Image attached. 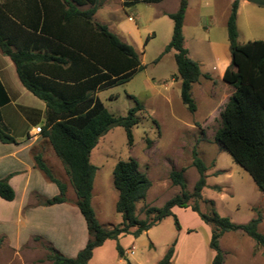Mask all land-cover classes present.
<instances>
[{"label": "trees", "instance_id": "obj_1", "mask_svg": "<svg viewBox=\"0 0 264 264\" xmlns=\"http://www.w3.org/2000/svg\"><path fill=\"white\" fill-rule=\"evenodd\" d=\"M140 1L162 0H125V3L129 5ZM239 2H232L227 20L232 60L223 77L225 82L234 87V91L221 112V126L215 133V140L235 163L250 174L258 189L264 193V39L246 43L238 41ZM88 3L92 5L90 8H79ZM187 7L188 0H180L178 9L169 14L173 21L171 40L155 61L165 53L175 51L176 77L181 80L180 97L189 111L194 112L197 104L192 95L193 84L201 76H209L202 74L199 63L189 56L185 46ZM97 8L96 0H0V49L15 63L23 85L47 106L46 123L41 128V134L50 140L55 153L66 166L77 196L76 205L86 221L90 236L76 256H66L50 245L47 259L52 264H88L94 249L106 240L118 239L130 233L138 237L168 216H173L180 230L179 219L172 211L175 206L191 207L206 223L214 225L209 241V247L215 253L212 264L225 262V251L220 246V239L225 232L242 231L264 250V233L259 230L262 221L259 210L247 223H235L215 209L210 214L201 211L198 200L202 198L207 185V165L196 149L193 150L192 164L198 170L199 178L193 191H188L183 171L172 170L170 179L180 187V193L162 207H148L144 219L137 215L136 205L146 198L152 185L151 179L140 171L136 159L119 160L113 171V182L118 191L116 210L121 214L122 221L113 226L100 223L92 204L97 167L91 163V151L114 126L125 129L131 145L133 128L139 123L138 112L145 107L134 98L136 105L126 115L115 116L96 92L130 81L145 66L132 45L121 40L106 24L94 20ZM22 38L33 42L39 40L40 47L52 50L43 55L44 60L58 64L70 63L72 68H86V72L74 78L73 83L36 76L29 65L40 56L31 53L32 47L27 44L22 46L19 42ZM9 103V95L0 80V108ZM0 140L4 143L17 142L2 123L1 114ZM34 160L36 166L59 188L58 195L46 198L42 203L53 205L66 202L67 185L53 175L41 155H34ZM15 196L9 179H0V197L11 201ZM192 198L195 203L191 205L189 200ZM210 203L214 204L212 200ZM176 242L177 239L158 264L171 263ZM118 251L122 257L125 255L120 245Z\"/></svg>", "mask_w": 264, "mask_h": 264}, {"label": "rangeland", "instance_id": "obj_2", "mask_svg": "<svg viewBox=\"0 0 264 264\" xmlns=\"http://www.w3.org/2000/svg\"><path fill=\"white\" fill-rule=\"evenodd\" d=\"M179 1L164 0L158 5H139L142 35H148L150 31L157 33L146 47V53L141 54L145 68L125 84L101 92L105 106L115 116L126 115L136 105L134 98L145 108L138 112L139 123L133 128L134 139L131 145L125 129L114 126L91 151V163L97 167L92 204L104 226L117 225L122 221L121 214L116 210L118 191L114 186L113 171L119 160L134 158L139 162L140 171L146 173L152 182L146 198L136 205L137 215L146 218L148 207H162L166 201L180 193V187L170 179L172 170H182L188 191H193L199 178L198 170L192 164L193 150L196 149L207 165V185L203 189L202 198L198 200L201 211L210 214L215 209L235 223H247L259 210L262 214L259 230L264 233V193L258 189L250 174L235 163L215 140V133L221 126L223 103L229 98V92L218 88L212 90V86L217 87V83L208 85V80L202 79L201 83L192 88L197 109L191 112L181 100L177 83L171 82V77L177 74L175 51L171 50L162 55L159 62L155 61L170 42V31L173 28V21L168 15L156 16V13L177 9ZM116 8V4L109 9L103 8L100 15L105 19L113 16L116 19L121 14ZM213 12V8L200 11L207 16L206 20L202 18L203 24L208 22ZM248 15L249 19L244 15L239 24L240 43L264 39V15L250 11ZM199 22L197 8L191 9L184 35L191 38L195 33H204L203 29H198ZM212 34L213 39H221L219 31L212 30ZM153 79H164L176 89L165 91V85L158 82L155 85L152 82L146 84L147 80ZM152 85L157 89V94L153 93ZM208 86L212 87L211 90H207ZM2 151L0 149V156ZM48 167L55 177H60L53 166ZM193 203L194 198L189 200V204ZM177 208L174 213L179 219L180 230L173 216H168L138 237L130 233L118 239L106 240L95 249L88 264H157L175 239L176 252L171 264H212L214 252L209 247V241L214 225L206 223L192 208ZM78 214L83 218L79 211ZM74 216H69L72 222L77 220ZM47 219L55 222L58 215L50 214ZM25 227L23 213L0 206V264H52L47 259L51 243L45 239L38 240L40 238L35 235L27 238L28 230ZM77 228H74L76 235L73 238L80 239L81 229L78 225ZM119 245L124 252L134 250V253L122 257L118 251ZM220 246L225 251L224 264H264V250L242 231L225 232L220 239Z\"/></svg>", "mask_w": 264, "mask_h": 264}, {"label": "crops", "instance_id": "obj_3", "mask_svg": "<svg viewBox=\"0 0 264 264\" xmlns=\"http://www.w3.org/2000/svg\"><path fill=\"white\" fill-rule=\"evenodd\" d=\"M233 1L234 0H224V2L223 0H188V7L184 21V32H186L185 29L188 13L191 12V9L197 8L198 19L200 20L198 29L199 31L203 29L204 33H195L191 38L185 35V46L189 50V56L199 63L202 74L209 76V78L201 76L199 81L193 84V87H195L194 85L201 83L202 79H205L206 81L208 80V85L209 83H217V87L214 85L212 86L213 88L211 87L212 90L217 88L218 90H226L230 95L234 91V87L223 79L225 71L230 66L232 60L227 33V20ZM96 2L98 8L94 15V20L106 24L112 32L116 33L121 38V40L132 45L141 60V54L146 53V47L157 33L150 31L148 32V35H145V33L142 35L139 25V19L141 18L140 12L138 11L139 5L141 3L158 5L163 3L164 0L160 2H132L129 5H126L125 0H96ZM115 4L117 5L116 11H121V14L118 15L116 19L114 16L110 17V19H105L100 15L103 8L109 9ZM91 6L92 5L88 3L79 8L86 10ZM207 8H213L214 12L211 13L212 15L210 14L208 22L203 24L202 18L204 17L206 20L207 16L201 14L200 11L207 10ZM177 9L169 11L162 10L159 13H156V16H169L170 13L175 12ZM249 11L257 12L263 16L264 6L254 4L248 0H240L237 12V29L239 32L241 18L245 15V17H248L249 19ZM212 30L219 31L221 39H213L211 37L213 36ZM172 31L170 32L172 33ZM147 38L149 39L146 43ZM19 42L22 46L27 44L29 47H32L30 52L40 56L29 65V69L38 77L52 78L58 82L65 81L73 83V80H75L74 78L78 77L83 72H86V68H80V66L72 68L70 63L58 64L54 61L44 60L43 55L51 53L52 50H46L44 47H40L39 40L33 42L22 38ZM13 49L16 50V47L13 46ZM0 80L10 98V103L0 108L2 123L17 140L16 143H4L0 140V149L3 150L1 153L2 155L0 156V179L8 178L9 183L12 185L16 193L15 199L11 201L0 197V206L1 208H11L18 213L24 214L28 230L27 238L35 235V237L40 238L38 240L45 239L64 255L74 257L86 245L90 236L84 217L82 218L80 214H78V211L80 212V210L76 205L77 196L66 166L61 162L62 160H59V156L55 153L50 140L41 134V128L46 123L47 106L43 100L35 96L23 85L19 78L15 63L9 56L5 55L1 49ZM163 80H147L146 84H151L152 82V84L155 85L158 82L165 85V91H168L170 88L176 89L175 87L168 85L167 81ZM171 82L177 83L180 93L181 80L174 75V77H171ZM211 88L208 86L207 90H211ZM107 89L99 90L96 92V95L102 100L101 92ZM151 89L154 94L158 93L153 85ZM193 96L195 99V95ZM228 99L229 98L225 100V104ZM225 104L223 103V106H225ZM36 154L41 155L48 166H53L57 175L60 176L56 178L67 185L68 200L66 202L53 205H44L42 203L46 198L58 195L59 188L45 176L40 168L36 166L34 160V155ZM55 155L58 158H56ZM42 174L44 176H42ZM69 191L71 192V195L69 194ZM177 207L178 206L173 207L172 211H177ZM189 208L191 209V207ZM50 214L58 215L57 221L54 222L47 219ZM72 214L73 217H75L74 215L77 217V220H75L77 221L76 223L69 219V216ZM74 224H76V226H74ZM77 225L81 229L79 233V235H82L80 238L81 240L76 239L75 237V239L73 238V236L76 235L74 231L79 229L77 228ZM125 254H129L128 250Z\"/></svg>", "mask_w": 264, "mask_h": 264}, {"label": "water", "instance_id": "obj_4", "mask_svg": "<svg viewBox=\"0 0 264 264\" xmlns=\"http://www.w3.org/2000/svg\"><path fill=\"white\" fill-rule=\"evenodd\" d=\"M250 2H253L255 4H258V5H263L264 6V0H248Z\"/></svg>", "mask_w": 264, "mask_h": 264}, {"label": "built area", "instance_id": "obj_5", "mask_svg": "<svg viewBox=\"0 0 264 264\" xmlns=\"http://www.w3.org/2000/svg\"><path fill=\"white\" fill-rule=\"evenodd\" d=\"M129 254H133L134 253V250H131L130 252H128Z\"/></svg>", "mask_w": 264, "mask_h": 264}]
</instances>
